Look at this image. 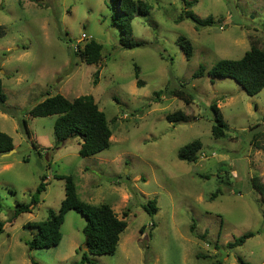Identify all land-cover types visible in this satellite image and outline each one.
Here are the masks:
<instances>
[{"label": "rangeland", "instance_id": "rangeland-1", "mask_svg": "<svg viewBox=\"0 0 264 264\" xmlns=\"http://www.w3.org/2000/svg\"><path fill=\"white\" fill-rule=\"evenodd\" d=\"M133 1L144 2L148 13L134 14L128 40L143 45L122 49L123 33L112 22L115 0H0V80L12 113L0 112V132L14 146L10 156L0 155V264H78L83 253L93 264H264V199L251 184L257 177L264 185V89L248 96L233 80L211 84L206 76L217 61L239 60L251 46L264 51V0H185L191 8L181 0ZM185 10L220 23H178ZM82 34L102 46L95 65L74 55L87 42ZM180 37L191 43L189 59ZM200 67L204 76L193 79ZM175 89L193 101L165 95ZM55 95L93 98L111 129L107 150L80 157L77 138L55 147V116L24 115ZM213 103L228 127L224 138L211 134ZM178 111L185 122L169 123ZM196 140L198 160H178V150ZM69 176L83 201L109 206L126 223L113 255L82 250L85 221L75 211L65 216L56 247L25 245L34 235L27 224L58 213ZM41 178L39 202L17 214ZM150 200L152 216L144 210ZM249 232L254 236L242 246L226 248Z\"/></svg>", "mask_w": 264, "mask_h": 264}, {"label": "trees", "instance_id": "trees-1", "mask_svg": "<svg viewBox=\"0 0 264 264\" xmlns=\"http://www.w3.org/2000/svg\"><path fill=\"white\" fill-rule=\"evenodd\" d=\"M33 1V0H32ZM118 2L113 5L114 15L112 16L113 25H116L120 32L123 33L119 40L122 49H131L140 47L142 43H132L128 37L132 34L131 21L134 14L137 13L146 16L148 13L147 5L142 1L133 0H115ZM187 8L192 7V2L181 0ZM118 12V13H117ZM190 20L196 29L213 27L220 23V20H214L212 17L200 19L190 10H185L178 18L177 22ZM4 29L0 26V39L4 36ZM178 45L184 52L187 59L192 56L191 43L184 37L178 38ZM102 46L93 40H87L82 48L77 46L74 55L80 56L86 65H95L101 58ZM134 78L136 85L141 87L139 81V70L137 66H133ZM97 75V74H95ZM204 76V68L200 67L192 76L193 79L202 78ZM211 84L216 79L226 78L235 81L248 96H255L264 89V51L255 46H251L239 60H219L206 73ZM160 92L157 94L159 95ZM182 101L185 105H189L193 98L185 90H172L165 94ZM6 95L3 91L2 82L0 80V112L3 114H12L5 107ZM213 113V125L211 134L214 138H224L228 127L224 123L218 107L215 103L211 105ZM31 118H47L55 116L53 124V134L55 138V147L60 146L63 142L71 138L79 139L78 154L80 157L86 158L97 155L109 148L111 129L105 115L98 109L91 96H80L72 101L65 99L61 95H55L45 98L42 102L34 105L29 111L24 113ZM166 120L171 124L185 122V116L178 111L168 115ZM20 125L24 129L25 134L29 137L30 133L27 129L25 120ZM14 148L11 137L0 132V155L12 151ZM202 149L200 141L196 140L184 145L178 150V160L186 163H195L198 160V153ZM251 184L256 191L264 199V185L259 182L257 177L251 178ZM45 190L44 178L36 188L35 193L31 197V201L27 205H19L15 211L17 214L29 212L39 202L40 195ZM219 192V191H218ZM215 197V194L212 195ZM155 200H150L144 207L146 213L150 216L156 214ZM70 211L80 214L85 223L82 229L84 236L83 251L91 256L113 255L116 251L120 234L125 230L126 223L122 219H118L113 210L107 205H93L83 201L78 193L73 176L66 179L64 199L60 203L58 213L50 212L49 219L41 222H33L27 224L26 228L34 232L32 238L26 241L25 245L29 251L39 249H50L56 247L61 239V226L64 223L65 216ZM124 217L127 214H123ZM153 227V224L151 225ZM144 227L141 228V232ZM3 232V223L0 221V234ZM254 236L249 232L236 238L233 242L227 243V249H234L242 246L248 239ZM239 262H241L239 260ZM94 262L87 258L83 253L81 261L78 264H93ZM211 264H223L221 260L216 259Z\"/></svg>", "mask_w": 264, "mask_h": 264}, {"label": "built area", "instance_id": "built-area-1", "mask_svg": "<svg viewBox=\"0 0 264 264\" xmlns=\"http://www.w3.org/2000/svg\"><path fill=\"white\" fill-rule=\"evenodd\" d=\"M90 40V37H87L86 35L82 34L81 41Z\"/></svg>", "mask_w": 264, "mask_h": 264}, {"label": "water", "instance_id": "water-1", "mask_svg": "<svg viewBox=\"0 0 264 264\" xmlns=\"http://www.w3.org/2000/svg\"><path fill=\"white\" fill-rule=\"evenodd\" d=\"M14 153V150H12V151H10V152H8V153H6V154H2V156H10L11 154H13Z\"/></svg>", "mask_w": 264, "mask_h": 264}]
</instances>
